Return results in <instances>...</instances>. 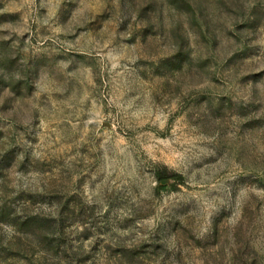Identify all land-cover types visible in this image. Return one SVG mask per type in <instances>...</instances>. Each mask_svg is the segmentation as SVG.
I'll return each instance as SVG.
<instances>
[{
  "label": "rangeland",
  "instance_id": "obj_1",
  "mask_svg": "<svg viewBox=\"0 0 264 264\" xmlns=\"http://www.w3.org/2000/svg\"><path fill=\"white\" fill-rule=\"evenodd\" d=\"M0 264H264V0H0Z\"/></svg>",
  "mask_w": 264,
  "mask_h": 264
},
{
  "label": "trees",
  "instance_id": "obj_2",
  "mask_svg": "<svg viewBox=\"0 0 264 264\" xmlns=\"http://www.w3.org/2000/svg\"><path fill=\"white\" fill-rule=\"evenodd\" d=\"M176 177L177 176L172 172L168 171L167 169H163L162 172L159 173L158 179L160 181H163V180L174 179Z\"/></svg>",
  "mask_w": 264,
  "mask_h": 264
}]
</instances>
